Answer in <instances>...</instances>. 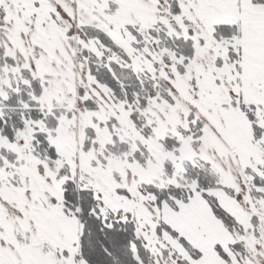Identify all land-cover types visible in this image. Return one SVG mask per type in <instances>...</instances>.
Wrapping results in <instances>:
<instances>
[{"label":"snow or ice","instance_id":"snow-or-ice-1","mask_svg":"<svg viewBox=\"0 0 264 264\" xmlns=\"http://www.w3.org/2000/svg\"><path fill=\"white\" fill-rule=\"evenodd\" d=\"M0 264H264V0H0Z\"/></svg>","mask_w":264,"mask_h":264}]
</instances>
